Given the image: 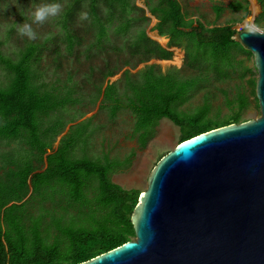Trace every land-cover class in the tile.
Instances as JSON below:
<instances>
[{
	"label": "trees",
	"instance_id": "16d2710c",
	"mask_svg": "<svg viewBox=\"0 0 264 264\" xmlns=\"http://www.w3.org/2000/svg\"><path fill=\"white\" fill-rule=\"evenodd\" d=\"M150 1L147 0L148 10L158 19L157 32L169 38L168 47L184 49L183 66L163 71L158 64H146L132 72L143 61L170 59L173 55L172 50L150 38L145 29L137 30L129 41V57L121 65L111 66L104 58L101 79L95 84L94 101L103 96L99 108L109 109L111 117L121 108H129L135 116L133 133L140 147H145L154 136L162 118L179 127L180 141L248 120L244 114L251 104L250 95L239 89L231 94L222 90L223 105L228 109L225 115L221 106L214 108L210 89L194 109L181 107L190 93L205 87L206 82L222 81L241 67V77L252 71L249 66H241L242 61L237 59L239 54L252 56L233 39L238 30L231 23L207 26L191 18L179 0ZM258 3L261 12L255 23L264 26V0ZM84 4L88 29L94 34V41L87 45H90L87 55L107 49L104 44L111 25L116 35H126L132 24L147 19L145 14L130 15L133 10L144 11L132 0H69L62 11L61 35L35 41L25 38L16 57L2 52L4 42L0 40V65L5 71L4 79L0 80V140L24 144L0 154V264L81 263L135 236L131 217L141 191L125 188L112 179V173L130 159L106 157L102 161L77 154L78 150L85 152L88 148L92 116L71 125L54 147L68 121L61 112L75 107L82 98L76 92L72 75L62 85L42 79L46 71L43 51L47 49L56 64L64 54L73 53L83 36L71 25ZM226 8L242 11L240 20L250 13L248 0L212 4L217 16ZM13 31L12 25L9 33ZM153 36L164 40L163 36ZM61 42L65 53L61 51ZM135 56L139 63L124 69L119 90L118 81L108 80L131 66L130 57ZM90 76L91 73L88 79ZM105 79L108 80L104 87ZM256 81L250 80L253 94ZM39 163L46 166L40 170Z\"/></svg>",
	"mask_w": 264,
	"mask_h": 264
},
{
	"label": "water",
	"instance_id": "95a60500",
	"mask_svg": "<svg viewBox=\"0 0 264 264\" xmlns=\"http://www.w3.org/2000/svg\"><path fill=\"white\" fill-rule=\"evenodd\" d=\"M233 39L253 55L260 115L178 142L140 193L134 238L76 264H264V26Z\"/></svg>",
	"mask_w": 264,
	"mask_h": 264
},
{
	"label": "rangeland",
	"instance_id": "374dc122",
	"mask_svg": "<svg viewBox=\"0 0 264 264\" xmlns=\"http://www.w3.org/2000/svg\"><path fill=\"white\" fill-rule=\"evenodd\" d=\"M69 0H0V40L4 43L1 45L2 52L7 56L16 57L18 50L25 44V38L21 37L15 31L9 33L12 25L18 23L32 22V13L34 10L45 3L57 2L61 5V13L57 17H50L43 24H32L34 31L37 33L36 40H42L47 36H59L63 33L61 25V16L64 6ZM133 3L142 8L141 10H133L130 15L145 14L147 19L139 20L132 24L131 30L126 35H116L113 32V25L109 28V38L106 41L107 49L102 52L91 51L87 55L86 50L90 47V43L94 41V34L88 29V20L81 19V13L86 12V5L76 12L72 28H74L83 39L75 46L73 53L64 54L61 61L57 64L52 62V57L48 56L47 49L43 51V64L46 71L42 77L45 82L56 85H62L64 81H69L67 78L72 75V80L76 83V92L81 96L82 100L76 104L75 107H69L61 112L63 119H67L63 132L57 136L54 142V147L59 143L60 137L66 133L70 126L91 117L92 133L88 139V148L85 152L77 151L79 156L87 154L92 158H99L102 161L106 158H113L123 160L126 157L130 161L119 167L112 173L113 181L119 183L125 188H135L143 191L147 187L148 177L155 166L156 162L168 151H170L178 142H180L179 127L168 118L160 119L156 126L154 136L148 141L145 147L138 145L136 135L133 133L135 116L129 108H121L114 117L109 115V109H100V103L103 96L100 95L96 101L94 96L97 93L96 83L101 79V69L104 67V58L108 59L111 66H119L123 63L125 57H129V41L133 32L145 29L146 34L159 42L161 45H167L168 38L163 36L164 40L159 41L153 35L161 36L155 29L157 19L150 14L148 10L147 0H132ZM158 0H151V3H156ZM184 11L188 16L197 19L207 26L224 25L227 23L233 24L237 30L243 29L247 25H257L255 23L256 17L261 12V6L258 0H248V7L250 13L243 19L242 11H233L226 8L220 16H217L212 9V4H228L232 0H179ZM256 11V12H255ZM58 41V37H57ZM60 42V41H59ZM89 46L85 47L83 45ZM61 51L64 52V42H61ZM173 51L170 59L151 58L150 60L139 63L138 56L130 57L131 66H126L117 74L111 76L103 81L105 87L108 82L118 81L119 90H122V82L119 81L122 72L126 68H133L132 72H137L146 64H158L163 71H167L171 66L181 67L184 60V49L179 47H169ZM65 53V52H64ZM181 53V54H180ZM237 59L242 61L241 66H249L252 68L251 72H247L241 77L243 68L233 71L228 77L222 81L206 82L205 87H200L196 91L190 93L188 101L181 106L184 109L192 110L197 105L203 102L204 94L210 89L211 98L214 108L221 106L222 114L225 115L228 109L223 105L224 93L223 89L228 93H232L239 89L250 95L251 104L246 110L245 118H256L260 115L258 101L255 99V94L251 93L253 87L250 84L251 79H257L258 73L254 66L253 55L247 57L245 55H237ZM57 65V66H55ZM59 65V67H58ZM91 73L90 79L88 74ZM5 71L0 65V80H3ZM76 93V94H77ZM83 112L82 114H80ZM73 115L72 121L69 120ZM56 117V116H54ZM58 117V116H57ZM24 144L18 140H0V154L15 147H22ZM134 150V153H133ZM46 165L39 163L38 169H43Z\"/></svg>",
	"mask_w": 264,
	"mask_h": 264
},
{
	"label": "clouds",
	"instance_id": "9594fccd",
	"mask_svg": "<svg viewBox=\"0 0 264 264\" xmlns=\"http://www.w3.org/2000/svg\"><path fill=\"white\" fill-rule=\"evenodd\" d=\"M60 13H61L60 3H57V2L45 3V4L38 6L34 10V12L32 13L33 19H32L31 23H29V22L18 23L14 27L16 28V31L18 32V34L21 37H27V39L29 41H35L37 39V33L34 31L32 24H43L50 17H57L60 15ZM151 15H153V14H151ZM153 17L156 18L155 15H153ZM81 19L87 20L88 19V13L87 12L81 13ZM161 36H165V35H161ZM168 40H169V38H168ZM166 42L168 43V41H166ZM164 47L170 49L168 47V45H166V46L164 45ZM173 47H175V46H173Z\"/></svg>",
	"mask_w": 264,
	"mask_h": 264
}]
</instances>
